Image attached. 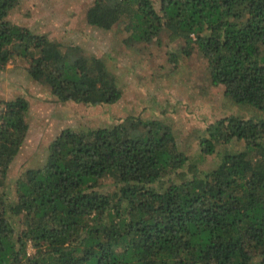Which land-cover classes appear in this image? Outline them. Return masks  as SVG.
<instances>
[{
	"label": "trees",
	"instance_id": "obj_1",
	"mask_svg": "<svg viewBox=\"0 0 264 264\" xmlns=\"http://www.w3.org/2000/svg\"><path fill=\"white\" fill-rule=\"evenodd\" d=\"M18 3L0 0V72L22 64L56 102L121 100L103 59L12 21ZM83 15L89 27L125 34L129 50L150 55L165 43L170 63L196 58L210 88L255 115L210 123L192 162L157 119L65 128L9 201L30 105L1 101L0 264H264V0H92ZM236 145L212 169L197 168Z\"/></svg>",
	"mask_w": 264,
	"mask_h": 264
},
{
	"label": "rangeland",
	"instance_id": "obj_2",
	"mask_svg": "<svg viewBox=\"0 0 264 264\" xmlns=\"http://www.w3.org/2000/svg\"><path fill=\"white\" fill-rule=\"evenodd\" d=\"M92 0H19L11 20L46 34L51 40L78 45L103 59L117 77L123 96L114 105L85 107L56 102L44 88L28 78L22 64L0 72V102L24 97L30 107L29 130L24 145L7 175L9 201L14 200V183L19 175L43 165L49 143L65 128L88 130L106 127L127 117L157 119L173 130L179 149L192 162L197 160V135L212 122L234 114L243 118L255 112L232 104L218 89L210 88L201 63L192 59L168 62L165 43L143 50H129L115 31H102L84 23V12ZM239 146H223L218 154L196 164L212 169L222 154Z\"/></svg>",
	"mask_w": 264,
	"mask_h": 264
}]
</instances>
